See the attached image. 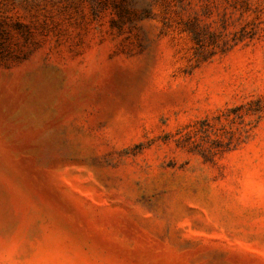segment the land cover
I'll return each instance as SVG.
<instances>
[{
	"label": "rangeland",
	"instance_id": "374dc122",
	"mask_svg": "<svg viewBox=\"0 0 264 264\" xmlns=\"http://www.w3.org/2000/svg\"><path fill=\"white\" fill-rule=\"evenodd\" d=\"M0 264H264V0H0Z\"/></svg>",
	"mask_w": 264,
	"mask_h": 264
},
{
	"label": "trees",
	"instance_id": "16d2710c",
	"mask_svg": "<svg viewBox=\"0 0 264 264\" xmlns=\"http://www.w3.org/2000/svg\"><path fill=\"white\" fill-rule=\"evenodd\" d=\"M121 10H123L124 11V8L123 7H119Z\"/></svg>",
	"mask_w": 264,
	"mask_h": 264
}]
</instances>
